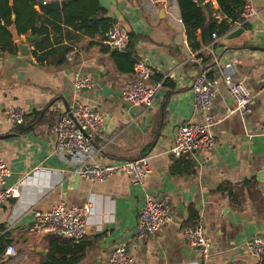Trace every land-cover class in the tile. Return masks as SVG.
Instances as JSON below:
<instances>
[{"label":"crops","instance_id":"0c3cea01","mask_svg":"<svg viewBox=\"0 0 264 264\" xmlns=\"http://www.w3.org/2000/svg\"><path fill=\"white\" fill-rule=\"evenodd\" d=\"M98 1L107 13L104 18L134 35L132 57L153 70L147 85L160 87L154 108L135 110L122 99L123 91L134 82V73L127 60L107 45V34L86 36L62 25V32L52 34L51 40L59 42L53 46L58 52L46 67L33 57L34 45L29 57H21L18 49L15 55L0 52V137L15 135L0 141V159L11 172L7 187H17L21 193L19 199L0 206V238L19 254L14 259L5 253L0 264L51 260L59 264V256L50 258V236L34 235L30 229L33 210L45 212L60 204H89L95 212L85 239L75 244L76 254L67 255L65 264L83 250L84 256L75 264H110V254L120 245L127 246L134 264H257L247 244L255 238L264 241V178H258L264 171V96L255 98L251 114L230 116L233 101L221 72L233 81H245L253 93L260 90L264 0H247L259 15L240 38L221 46L223 37L211 49L207 46L199 52L189 46L176 0ZM36 10L40 11L37 6ZM10 30L15 43L24 41L14 26ZM78 73L92 79L95 88L75 92ZM200 74L216 81L217 98L210 111L216 123L212 128L216 146L176 159L171 150L178 128L202 121L193 99V84ZM77 100L105 118L102 138L95 140L89 163L149 158L152 174L144 187L134 185L125 174L91 183L77 173L86 156L55 153L54 126L68 110L73 111ZM11 107H20L27 115L22 132L6 122ZM186 162L191 164L188 169ZM146 195L159 201L167 198L172 218L155 238L137 243ZM191 209L197 212V220L204 221L212 244L207 260L184 240Z\"/></svg>","mask_w":264,"mask_h":264},{"label":"built area","instance_id":"2783aa9c","mask_svg":"<svg viewBox=\"0 0 264 264\" xmlns=\"http://www.w3.org/2000/svg\"><path fill=\"white\" fill-rule=\"evenodd\" d=\"M56 0H38L37 8L46 7ZM218 9L216 0H205ZM259 15L251 4H247L242 13V27L256 19ZM213 43L208 46L211 49L221 38L216 34ZM107 45L111 50L125 53L130 45V36L126 29L119 23H115L107 33ZM134 82L122 94V99L131 107L150 111L154 108L160 87L150 88L147 82L153 75V70L143 60H137L134 65ZM222 77L229 90L233 104L229 108V115H249L257 96H264V74L261 78V88L253 93L245 81H233L222 71ZM92 79L75 75L74 90L81 93L84 90L95 88ZM217 98L216 81L209 79L205 74H200L193 84L194 111L200 116L201 122L190 123L178 128L175 135V144L171 150L174 158L179 159L186 155L212 151L216 146V139L212 128L216 125L211 108ZM74 109L62 115L54 126L56 135L55 153L73 155L81 153L86 156V163L77 171L83 179L91 183L102 182L113 175L125 174L129 176L134 185L144 187L148 177L152 174L149 158H141L132 162H111L105 165L89 163L93 161L95 140L102 138L101 132L105 118L94 107L80 100L74 102ZM6 122L12 126L26 125L27 115L20 107H11L6 111ZM264 135V123L261 126ZM11 172L8 166L0 159V206L10 200L19 199L21 193L17 187H7V179ZM95 212L91 205L71 206L64 204L42 212L33 210L34 223L31 233L37 236H57L80 244L87 235V228L94 217ZM172 211L167 198L157 200L146 195L145 203L138 218V230L135 242L140 243L155 238L159 231L171 222ZM183 235L186 245L197 250L201 258L207 260L210 257L212 244L208 241L205 231V223L199 219L194 226L185 227ZM249 253L255 258L257 264H264V241L255 238L247 244ZM10 258H18L19 254L15 246L10 245L6 250ZM110 264H134V259L128 252L126 245L118 246L109 256Z\"/></svg>","mask_w":264,"mask_h":264},{"label":"trees","instance_id":"16d2710c","mask_svg":"<svg viewBox=\"0 0 264 264\" xmlns=\"http://www.w3.org/2000/svg\"><path fill=\"white\" fill-rule=\"evenodd\" d=\"M180 11L182 22L185 26L188 43L192 51L199 52L204 47L213 43V35L219 38L227 36L240 23L243 22L242 13L247 0H216L218 9H215L211 3H204L199 6L196 0H176ZM38 0H0V52L3 54L15 55L16 43L10 30L15 27L18 36H40L42 41L34 44L35 50L33 57L37 62L46 67L47 63L58 51L53 48L59 44L58 40H51L52 34L62 32L64 25L70 27L73 31L81 32L86 36L105 35L108 30L116 23L110 18H104L106 11L101 8L98 0H77L67 5L62 11L51 10L41 7L40 11L36 10ZM95 18V19H93ZM248 24L243 25L247 28ZM134 41V35H130V45ZM58 42V43H56ZM125 53L115 52V55H121L127 60V65H134L137 60L132 57L130 48ZM68 51V48H66ZM66 60L60 62L63 65ZM120 71H130L129 67L122 68ZM27 127L20 126V132ZM191 164L186 162V168ZM174 173H178L173 168ZM191 223L194 226L197 223V212L191 209ZM197 220V221H196ZM196 222V223H195ZM50 258L59 256V264H65L67 255H75L78 246L74 242L64 240L57 236L49 237ZM10 242L0 238V257L4 256ZM84 250L70 261L69 264H75L84 256ZM57 255V256H56ZM56 259V258H55ZM52 264V260L45 263Z\"/></svg>","mask_w":264,"mask_h":264},{"label":"water","instance_id":"95a60500","mask_svg":"<svg viewBox=\"0 0 264 264\" xmlns=\"http://www.w3.org/2000/svg\"><path fill=\"white\" fill-rule=\"evenodd\" d=\"M75 1H77V0L55 1V2H51V3L47 4L46 8L51 9V10L61 11L67 5H69L70 3L75 2ZM196 2L198 3L199 6H202V5H204L205 0H196ZM93 19H95V18H93ZM244 33H245L244 28L234 29L227 36H225L223 38L221 46L229 45L230 41L240 38ZM16 39H19V37ZM40 41H42V37H40V36L27 35V36H25V39L23 42H21V43L17 42L16 43V48L18 49L21 57H29L32 55V51H31L30 47L33 46L34 44L40 42ZM13 57H15V56H13ZM127 105L130 106V104H128V103H127ZM135 110H142V109L136 108ZM68 112H70V110H68ZM14 136H15L14 134L1 136L0 141L5 140V139H9V138H13ZM193 165L196 166V161H193ZM258 178L259 179L264 178V171L260 172Z\"/></svg>","mask_w":264,"mask_h":264}]
</instances>
